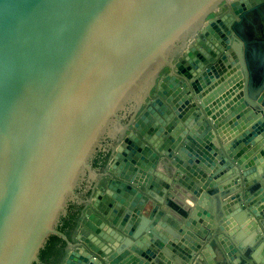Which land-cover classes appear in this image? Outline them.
<instances>
[{
  "label": "water",
  "instance_id": "1",
  "mask_svg": "<svg viewBox=\"0 0 264 264\" xmlns=\"http://www.w3.org/2000/svg\"><path fill=\"white\" fill-rule=\"evenodd\" d=\"M262 7L0 0V264H258Z\"/></svg>",
  "mask_w": 264,
  "mask_h": 264
},
{
  "label": "crops",
  "instance_id": "2",
  "mask_svg": "<svg viewBox=\"0 0 264 264\" xmlns=\"http://www.w3.org/2000/svg\"><path fill=\"white\" fill-rule=\"evenodd\" d=\"M261 15L264 18V7L260 8L258 12L257 11L249 12L245 16V19L243 20L242 26L240 28L243 30L242 33L244 34V37H246V39H249V36L251 34H253L254 27L252 26V24H253L252 22L255 21L257 18H259L260 20H262ZM249 63H250V61H249ZM251 69L253 70V72H255V65L251 64ZM256 72H258V71H256ZM254 84H256L255 81H254ZM257 85H259L258 82H257ZM259 126H261V127L264 126V119L261 122V124L258 125V127ZM254 137H256V136H254ZM249 139L250 138H248V142H249ZM259 157H261L262 159H264V155H260ZM259 178H260L259 172L256 173L253 169H249L248 171H245V175H243L242 181H241L242 182L241 184H242L243 187L241 186V188L243 189L244 187L250 186V185L252 187H254V182L257 181V179H259ZM259 184L264 189V181H261ZM228 187L231 188L232 186L231 187L230 186H227V188ZM214 222L216 224V220H214ZM240 231H242V230H240ZM211 237H213L214 243H215V238L216 237L213 236V233H211ZM240 238H241V243H244V245L246 244L247 247H248V250H250V248H251V250L253 251V252H251L252 253L251 255L254 257V259L257 261V263L258 264H262L261 261H262V259L264 257V242L261 239H259L254 232H250V230H249V233L248 234H246V233H244V231H242ZM256 243H257V246L255 247V249H252L251 246H254V244H256ZM208 244L211 245L212 244V241H209ZM239 255L240 256L236 259L237 262L239 264L246 263L247 262V258L244 257V256H242L241 254H239ZM235 257L233 256L232 259H234ZM225 258H227L225 263L224 262H221V260H219L220 257H217L216 258L217 260L215 259L216 262L213 263V261H212L211 263H213V264H233L230 261L227 262V260H230V259H228L227 256H225ZM240 260H241V263H240ZM176 261H178L179 264H183V262L180 261L179 259L176 260ZM198 264H208V263L205 261V259H203V260H200L198 262Z\"/></svg>",
  "mask_w": 264,
  "mask_h": 264
},
{
  "label": "rangeland",
  "instance_id": "3",
  "mask_svg": "<svg viewBox=\"0 0 264 264\" xmlns=\"http://www.w3.org/2000/svg\"><path fill=\"white\" fill-rule=\"evenodd\" d=\"M254 25H256V30L259 31L258 27L259 25L258 24H261V20L259 18H257L255 21L252 22ZM240 33H242V29H240Z\"/></svg>",
  "mask_w": 264,
  "mask_h": 264
},
{
  "label": "flooded vegetation",
  "instance_id": "4",
  "mask_svg": "<svg viewBox=\"0 0 264 264\" xmlns=\"http://www.w3.org/2000/svg\"><path fill=\"white\" fill-rule=\"evenodd\" d=\"M232 15H233V14H232ZM229 31H230V30H229ZM230 32H232V31H230ZM226 36H227V37H229V34H228V33H226Z\"/></svg>",
  "mask_w": 264,
  "mask_h": 264
}]
</instances>
